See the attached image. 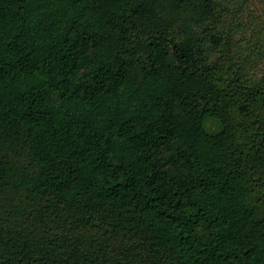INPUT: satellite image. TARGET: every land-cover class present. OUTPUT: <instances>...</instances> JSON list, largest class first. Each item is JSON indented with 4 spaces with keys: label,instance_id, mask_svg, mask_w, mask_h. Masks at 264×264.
<instances>
[{
    "label": "trees",
    "instance_id": "obj_1",
    "mask_svg": "<svg viewBox=\"0 0 264 264\" xmlns=\"http://www.w3.org/2000/svg\"><path fill=\"white\" fill-rule=\"evenodd\" d=\"M252 1L0 0V264H264Z\"/></svg>",
    "mask_w": 264,
    "mask_h": 264
},
{
    "label": "rangeland",
    "instance_id": "obj_2",
    "mask_svg": "<svg viewBox=\"0 0 264 264\" xmlns=\"http://www.w3.org/2000/svg\"><path fill=\"white\" fill-rule=\"evenodd\" d=\"M249 10L257 14V17L252 22H249V29L247 30L248 35L253 36L256 31L255 29L259 27L264 28V3L261 4L259 0L252 1L249 4ZM257 69L256 74L259 76L264 75V63L259 65ZM204 128L207 132L215 134L221 130V125L217 120L208 118L204 122Z\"/></svg>",
    "mask_w": 264,
    "mask_h": 264
}]
</instances>
